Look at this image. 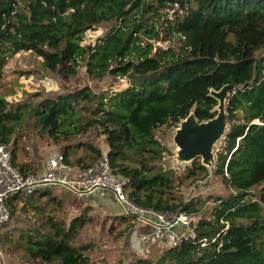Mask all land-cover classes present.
<instances>
[{
	"label": "trees",
	"instance_id": "trees-1",
	"mask_svg": "<svg viewBox=\"0 0 264 264\" xmlns=\"http://www.w3.org/2000/svg\"><path fill=\"white\" fill-rule=\"evenodd\" d=\"M104 23L108 27L83 42ZM168 39L172 46L158 44ZM263 49L264 0H0V77L8 58L28 51L62 76L74 75L82 62L91 79L110 75L127 82L98 91L83 84L16 103L0 94V143L10 147L16 167L14 132L23 115H32L33 127L53 140L93 127L110 171L127 180L123 191L132 203L170 214L182 207L195 217L193 236L126 264H264ZM224 84L234 89L225 99L226 128L211 174L225 192L184 203L182 190L205 181L209 170L199 158L180 172L164 169L160 160L168 150L156 130L176 128L189 112L197 121L212 118L217 101L209 91ZM101 153L90 140L60 147L72 167L84 168ZM6 205L12 212L10 200ZM134 219L115 217L116 236L124 231L118 222L126 228ZM83 220L74 216L66 227L53 222V233L24 251L41 263L88 264L92 241H75ZM7 247L10 254L16 249Z\"/></svg>",
	"mask_w": 264,
	"mask_h": 264
},
{
	"label": "rangeland",
	"instance_id": "rangeland-1",
	"mask_svg": "<svg viewBox=\"0 0 264 264\" xmlns=\"http://www.w3.org/2000/svg\"><path fill=\"white\" fill-rule=\"evenodd\" d=\"M108 25V23L100 24L94 31H87L83 42H90L93 40L94 37L98 35L102 29L104 30L108 27ZM158 44H162V46H172L173 41L168 39L165 40V42L160 41ZM262 51L264 54V49ZM40 62L41 59L39 57L28 51H19L8 58L0 77V94L5 95L4 98L8 102L16 103L29 99H36L37 96H30L32 94H40L43 96L51 95L56 92L67 91L75 87H79L83 84L89 85L94 91L106 88L118 90L127 85L125 78H116L115 76L110 75H107L102 79L89 78L84 73V66L82 62H80L77 66L74 75L67 76H62L58 71H48L44 69ZM22 119L23 123L20 127L16 128L14 132V136L16 138L15 151L18 155L25 154L28 156H34L33 162L37 166L35 165L36 167H33L32 171L29 173H34L33 170L40 172L47 153L51 150L60 152V147L65 142H71L73 140H90L97 144L99 150L105 149L102 144V135L99 134V132L93 127L76 136H68L65 140H62L61 138L53 140V138L48 137L45 133H40L37 128L33 127L34 117L32 115L25 114ZM174 129L175 127L169 128L162 126L156 130V137L159 138L160 142H162L168 150L163 154L160 160L164 169H174L176 172H180L185 166L189 165L192 160L187 162L177 161L176 147L172 142ZM219 142L220 140H218L212 147L213 158L214 152L219 146ZM7 148L9 149L10 147L7 146ZM204 182H206V184L203 185ZM53 188L55 190L58 188L61 189L60 187ZM63 189L67 192V194H65L66 197H63L65 202L72 201L73 206H75L74 203L78 205L79 203L83 204L84 201L92 204H89L90 207H82L80 204L77 210L71 206L66 209V214L65 216H62L61 219L64 227H66V224L69 223V216L74 213H81V218L87 220V224H85L83 220V223L78 226V233L75 241L80 240L82 243L88 240L92 241V245L87 251V254H90L87 256L88 260H90V264H126L132 257L147 256L150 254L152 249L156 250L158 248L161 250V247L165 246L163 243H158L161 247L156 245L157 243H152L147 245L146 249L141 248L139 234L145 230L147 226L137 219H134L128 227L123 228L124 231L121 236H116V226L113 222H111L113 224L112 227H109L106 222L101 223V219L107 220L110 217L103 215V211L96 207L90 200H92V198L95 199V196H99L98 194L100 192L104 194L100 195L101 199H105L108 195L111 202L121 205L116 201L115 197L110 192L103 191V189L99 191L95 190L90 194H83L81 199H77L76 201L73 199V197L76 199V193H73L71 190L73 187L64 186ZM68 189H70L71 192ZM75 190L76 189H73L74 192ZM182 191L183 196L187 201V199L193 195L204 197L207 194L223 193L225 192V189L220 184L217 176L209 174V177L205 179V181L194 183ZM114 207L116 211L122 210V206L118 207L117 205V208L115 205ZM87 216L91 219H88ZM36 220L38 219H35V221ZM40 227H46L47 230L50 229L47 223L42 224ZM106 229H111V232L106 234ZM175 230L181 232L184 231V227L177 225ZM52 233L53 230L45 235H50ZM31 234L32 236L30 238L28 236L17 238L20 235L13 231L9 239L3 240L2 233L0 231V254L6 259L7 262L5 264H51L47 262L41 263L40 261L42 260L39 259V261L37 258L33 259L27 252L24 251L28 248H31L32 250L37 248V245L33 242L38 241L37 239L43 238H35L37 234ZM7 246H9V248L15 246L16 249L13 248V252L10 254L7 252Z\"/></svg>",
	"mask_w": 264,
	"mask_h": 264
},
{
	"label": "built area",
	"instance_id": "built-area-1",
	"mask_svg": "<svg viewBox=\"0 0 264 264\" xmlns=\"http://www.w3.org/2000/svg\"><path fill=\"white\" fill-rule=\"evenodd\" d=\"M126 179L112 173L109 169L106 154L100 156L86 167H72L63 162L60 152L49 151L40 172L21 174L11 164L9 149L0 143V228L10 217V209L6 200L17 192L30 194L40 185H62L76 189L79 196L90 193L94 189H104L112 193L121 204L125 214L146 224L147 228L139 234L141 248L152 243H163L174 246L183 237H191L193 233L190 223L195 220L192 215L180 212L178 216L170 213L155 212L136 206L124 194ZM72 189V190H73ZM181 225L184 231H176ZM200 245H204V240ZM0 264H4L0 257Z\"/></svg>",
	"mask_w": 264,
	"mask_h": 264
},
{
	"label": "crops",
	"instance_id": "crops-1",
	"mask_svg": "<svg viewBox=\"0 0 264 264\" xmlns=\"http://www.w3.org/2000/svg\"><path fill=\"white\" fill-rule=\"evenodd\" d=\"M101 151L105 152V149L101 150ZM33 161H34L33 155L28 156L25 154L24 155L23 154L22 155L15 154V159H14L15 163L14 164H16V167H19V166H21L20 164H22V166H21L22 169H24L23 165L25 164L26 165L25 167L27 169L26 173L31 172L33 167L35 168L37 166L36 164H34ZM42 168H43V166L41 167V170H42ZM33 171L38 172L35 170H33ZM53 187H60L61 189L58 188L57 190H55ZM63 187L64 186H62V185H53V186L40 185L37 188H35L33 190V192L30 194H26L24 192H17L15 194L11 195L8 198V200H10V203L12 205V212H10L9 219L4 223L5 225H3L2 229L0 230L2 233L3 240L9 239V237L11 236L13 231L17 232V234L20 235L17 238H23L26 236H28L30 238L32 236L31 233L37 234V236H35V238H38V237L44 238L47 236L45 234L49 233L51 230H54V228L51 227V224L53 222H56V221L62 222L61 219H62V216H65L66 209H68L69 207L72 206L75 210H77L81 203H79L78 205L76 203H74L75 206H73L72 201L65 202L63 200V197H66L65 194H67V192L65 189H63ZM68 190L70 191V189H68ZM95 190L99 191L102 189H94L90 193L94 192ZM56 191H57V193H56ZM103 191H107V190L103 189ZM72 192L76 193L75 194L76 199L73 197V199L76 201H77V199H81V196H83V195L79 196L77 194V192H74L73 190H72ZM90 193H87V194H90ZM98 195L99 196H95L96 198L94 197L95 199L92 198V200H90V201L93 202V204L96 207H98L101 211H103V213H102L103 215L110 217L107 220L103 219L105 221H103L102 219L100 221L106 222L108 225L111 222H113L115 224L118 221V220H114L115 217H117L119 215L127 216V214H125V212H124L123 207H122V210L116 211L114 206L116 205V207H117V205H118V207H120L121 205L111 202L108 195L105 199H101V197H100V195H104V194L99 192ZM89 204L90 203H86L84 201L83 204H81V205H82V207H85V206L90 207V205H92V204H90V205ZM78 212H81V211H78ZM77 215H81V213L80 214L74 213L73 215L71 214L68 218V222L74 216H77ZM35 219H38V220L35 221ZM86 221L87 220L84 221L85 224H87ZM132 221L133 220H131V223H132ZM45 223H47L49 225L50 229L47 230L46 227H40L42 224H45ZM118 224H119L120 228H124V223L118 222ZM66 225H68V224H66ZM127 225L129 226L130 222H129V224H126V226ZM115 229L117 230L118 228L115 227ZM105 232H106V234L108 233L107 231H105ZM77 233H78V231H77ZM156 245L159 246V244H156ZM159 247H161V246H159ZM154 251L155 250L152 249V251H150V254H153ZM85 255L89 256L90 254H87V251H85ZM0 257L3 260V263L5 264L7 262L6 259L1 254H0ZM88 261H89L88 263L90 264V260H88Z\"/></svg>",
	"mask_w": 264,
	"mask_h": 264
},
{
	"label": "water",
	"instance_id": "water-1",
	"mask_svg": "<svg viewBox=\"0 0 264 264\" xmlns=\"http://www.w3.org/2000/svg\"><path fill=\"white\" fill-rule=\"evenodd\" d=\"M233 89V84H224L218 90L209 91V94L217 101L216 114L212 118L197 121L193 113L189 112L178 123L172 135L177 161L187 162L199 158L201 165L208 168L209 174L212 173L214 164L212 147L224 134L226 128L225 99ZM180 212H182V207L175 211L174 216H178Z\"/></svg>",
	"mask_w": 264,
	"mask_h": 264
}]
</instances>
